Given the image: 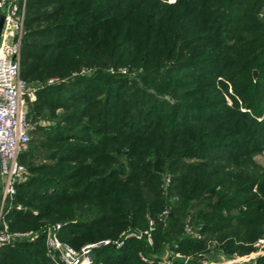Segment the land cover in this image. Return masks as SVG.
<instances>
[{
    "label": "trees",
    "instance_id": "16d2710c",
    "mask_svg": "<svg viewBox=\"0 0 264 264\" xmlns=\"http://www.w3.org/2000/svg\"><path fill=\"white\" fill-rule=\"evenodd\" d=\"M20 75L37 85L36 127L18 158L29 176L11 229L60 222L77 249L122 240L94 246V264H159L165 248L172 264L257 250L264 0H26ZM150 220L151 244L120 236ZM0 264L53 263L41 236L4 245Z\"/></svg>",
    "mask_w": 264,
    "mask_h": 264
},
{
    "label": "built area",
    "instance_id": "2783aa9c",
    "mask_svg": "<svg viewBox=\"0 0 264 264\" xmlns=\"http://www.w3.org/2000/svg\"><path fill=\"white\" fill-rule=\"evenodd\" d=\"M26 0H0V15H4V21L0 32V251L4 245L19 241H34L44 237L45 256L53 264H94L91 249L99 244L113 243L116 246L122 244V240L104 239L99 243L84 244L80 248H74L68 242L62 240L58 233L60 222L45 224L40 229L17 230L11 229L6 219L11 202L16 194V185L25 181L29 176L27 167L18 160L19 155L29 149L31 132L36 124L27 118V102L35 98L37 85L29 84L20 75L21 41L24 33ZM57 78L48 79L47 83H53ZM169 178H165L164 185H168ZM17 209L21 206L17 205ZM164 210L162 215H166ZM154 230V222L149 221L147 229L139 232H122L120 236L140 239L146 236L151 244V233ZM184 230L188 235L201 238V235L189 224H185ZM255 246L257 250L252 253V264H255L254 256L264 247V237L259 238ZM259 249V250H258ZM177 258H183L187 262L189 256L176 253ZM142 257V256H141ZM142 259L146 260L144 257ZM245 257L233 256L231 259L219 262V264H244ZM205 259L203 264H210ZM159 264H172L170 259L163 257ZM211 264H216L212 263Z\"/></svg>",
    "mask_w": 264,
    "mask_h": 264
},
{
    "label": "rangeland",
    "instance_id": "374dc122",
    "mask_svg": "<svg viewBox=\"0 0 264 264\" xmlns=\"http://www.w3.org/2000/svg\"><path fill=\"white\" fill-rule=\"evenodd\" d=\"M91 70V69H90ZM90 70H86V69H84V68H82L81 69V71H80V73H85V72H90ZM109 72H111V73H113L114 72V70H113V68H109V69H107ZM256 77H257V73H256ZM255 77V78H256ZM53 78H57V77H53ZM58 80H60L59 78H57V80L56 81H58ZM56 81H54V82H56ZM49 84V83H48ZM230 92H231V90H229ZM227 100L231 103V101H230V99L229 98H227ZM32 122V121H31ZM32 124H33V122H32ZM35 124V123H34ZM259 163H261L262 165H264V153L263 154H261V155H258V156H256V158H255ZM49 223V222H48ZM30 229H34V228H22L21 230H30ZM122 233V232H121ZM120 233V234H121ZM262 237H264V236H262ZM261 237V238H262ZM256 243V242H255ZM255 243H254V245H255ZM257 248V247H256ZM259 250V249H258ZM253 253H255V252H253ZM261 253V251L259 252H257V255H255L254 256V258H256L259 254ZM164 256L163 257H169V256H171V251L169 250V248H165V252H164ZM251 255H253L252 253H250L249 255H247V256H239V257H245L247 260L244 262V264H247L248 262H251L252 263V257H251ZM232 258V257H231ZM231 258H227L226 256H224L223 254H221V253H217L216 255H214L213 256V260H210L209 261V263L211 264V262L212 263H216V264H219V262H224V261H227V260H229V259H231ZM169 259H170V257H169Z\"/></svg>",
    "mask_w": 264,
    "mask_h": 264
},
{
    "label": "water",
    "instance_id": "95a60500",
    "mask_svg": "<svg viewBox=\"0 0 264 264\" xmlns=\"http://www.w3.org/2000/svg\"><path fill=\"white\" fill-rule=\"evenodd\" d=\"M3 21H4V15L1 14L0 15V32H1V29H2ZM256 73H257V71L256 70H253V78L256 77Z\"/></svg>",
    "mask_w": 264,
    "mask_h": 264
}]
</instances>
